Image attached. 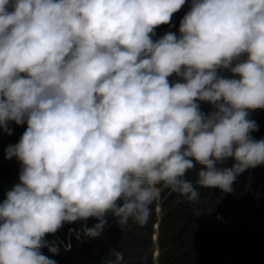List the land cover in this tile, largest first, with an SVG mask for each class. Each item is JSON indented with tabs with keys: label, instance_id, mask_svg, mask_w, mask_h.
<instances>
[{
	"label": "clouds",
	"instance_id": "obj_1",
	"mask_svg": "<svg viewBox=\"0 0 264 264\" xmlns=\"http://www.w3.org/2000/svg\"><path fill=\"white\" fill-rule=\"evenodd\" d=\"M185 2L0 0V129L27 124L6 149L21 170L0 264H56L41 249L58 253L45 237L65 223L97 218L89 237L107 213L143 225L161 186L196 201L195 185L232 193L264 164L247 118L264 108V0H192L179 36L153 40Z\"/></svg>",
	"mask_w": 264,
	"mask_h": 264
},
{
	"label": "trees",
	"instance_id": "obj_2",
	"mask_svg": "<svg viewBox=\"0 0 264 264\" xmlns=\"http://www.w3.org/2000/svg\"><path fill=\"white\" fill-rule=\"evenodd\" d=\"M192 0H186L182 8L173 14L169 24L158 26L152 37L160 39L171 31L179 36L180 21L190 10ZM223 74L229 75L227 71ZM176 79L175 75L169 78ZM201 110L205 113L214 111V106L207 102H200ZM248 119L254 120L258 130L250 135L257 140L264 139V108L248 110ZM27 124L17 125L9 122L12 134L9 135L3 129L2 132L10 141H17L26 130ZM12 162L0 167V204L6 198V193L19 183L21 166L16 157ZM234 163L229 158L224 166L230 167ZM223 166V165H221ZM203 166L196 167L186 173L185 178L191 180L194 185L198 179V172ZM199 192L196 200L218 197L220 204L211 212L198 216L189 201L178 192L161 186V196L166 197L163 202L165 214L159 223L160 230H167V219L171 218L178 228L167 230L166 239L161 236L160 257L161 264H264L260 261L223 260L218 258L210 249L209 233L220 234L231 231H248L253 233V241L264 242V164L248 169L233 185L232 193H223L219 189L204 188L195 185ZM172 200L183 201V210L175 207L167 208ZM155 202L151 205L152 213L146 224H139L130 218L124 226L119 225V218L112 213L104 217L106 221L103 230L97 237L84 235V228H92L99 220L90 217L85 221L65 223L56 233L47 234L45 239L54 241L58 247V253L52 254L47 248L41 252L56 264H154L151 248L153 247L154 224L156 223ZM120 202H118L119 204ZM177 227V226H174ZM71 230V231H70ZM80 232L77 235V232ZM67 249V250H66ZM116 252L123 254V260L117 261ZM149 253V254H148ZM148 254V255H147ZM127 259V260H126Z\"/></svg>",
	"mask_w": 264,
	"mask_h": 264
},
{
	"label": "rangeland",
	"instance_id": "obj_3",
	"mask_svg": "<svg viewBox=\"0 0 264 264\" xmlns=\"http://www.w3.org/2000/svg\"><path fill=\"white\" fill-rule=\"evenodd\" d=\"M20 140V139H19ZM10 141L7 136L0 130V167H4L8 163L12 162L11 159H6V149L9 145H14L19 142ZM21 166V162L17 163ZM224 193V192H223ZM166 197H162L155 202V214L156 223L154 224L153 232V247L151 248L154 264H161L160 257L162 251L160 249L161 236L166 239L167 230L170 232L173 228H178V224L174 223L171 218L167 219V230H160L159 223L162 220L165 211L163 202ZM220 204V198L213 197L205 200H198L194 203H190L192 209L198 216H202L207 213L213 212ZM167 208L175 207L177 210L184 209V202L179 200H172L167 205ZM177 226V227H174ZM79 231L77 235H79ZM210 249L220 259L229 260H241V261H260L264 260V242L256 243L253 241V233L248 231H231L227 233L213 234L209 233ZM149 254V253H148ZM147 254V255H148ZM127 260V259H126Z\"/></svg>",
	"mask_w": 264,
	"mask_h": 264
}]
</instances>
